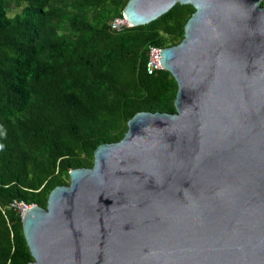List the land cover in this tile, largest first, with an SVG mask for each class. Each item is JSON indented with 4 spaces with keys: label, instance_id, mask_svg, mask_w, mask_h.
I'll return each mask as SVG.
<instances>
[{
    "label": "water",
    "instance_id": "95a60500",
    "mask_svg": "<svg viewBox=\"0 0 264 264\" xmlns=\"http://www.w3.org/2000/svg\"><path fill=\"white\" fill-rule=\"evenodd\" d=\"M194 11L160 50L175 112L123 137L22 215L27 264H264V0H128L131 26Z\"/></svg>",
    "mask_w": 264,
    "mask_h": 264
},
{
    "label": "trees",
    "instance_id": "16d2710c",
    "mask_svg": "<svg viewBox=\"0 0 264 264\" xmlns=\"http://www.w3.org/2000/svg\"><path fill=\"white\" fill-rule=\"evenodd\" d=\"M127 1L0 0V264L33 259L13 201L46 207L135 113L175 112L177 82L147 71L148 50L179 43L194 7L112 28Z\"/></svg>",
    "mask_w": 264,
    "mask_h": 264
},
{
    "label": "built area",
    "instance_id": "2783aa9c",
    "mask_svg": "<svg viewBox=\"0 0 264 264\" xmlns=\"http://www.w3.org/2000/svg\"><path fill=\"white\" fill-rule=\"evenodd\" d=\"M123 26H131L126 17L122 14L120 17H116L111 22V27L114 29H119ZM160 47L156 46H150L148 50V60L146 62V69L149 73L161 69L162 66L160 64L159 58H160ZM12 206L17 207L20 210L21 216L24 214L23 209L29 205L25 204L22 201H13L11 203Z\"/></svg>",
    "mask_w": 264,
    "mask_h": 264
},
{
    "label": "bare ground",
    "instance_id": "6f19581e",
    "mask_svg": "<svg viewBox=\"0 0 264 264\" xmlns=\"http://www.w3.org/2000/svg\"><path fill=\"white\" fill-rule=\"evenodd\" d=\"M26 209H27V206L23 209V213H25Z\"/></svg>",
    "mask_w": 264,
    "mask_h": 264
},
{
    "label": "rangeland",
    "instance_id": "374dc122",
    "mask_svg": "<svg viewBox=\"0 0 264 264\" xmlns=\"http://www.w3.org/2000/svg\"><path fill=\"white\" fill-rule=\"evenodd\" d=\"M14 11H16V9H15ZM14 11H13V12H14Z\"/></svg>",
    "mask_w": 264,
    "mask_h": 264
}]
</instances>
